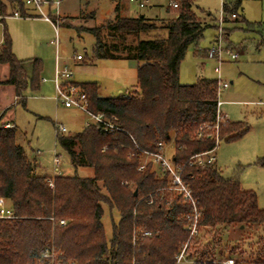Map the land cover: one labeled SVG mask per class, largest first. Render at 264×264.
Segmentation results:
<instances>
[{
	"label": "trees",
	"instance_id": "16d2710c",
	"mask_svg": "<svg viewBox=\"0 0 264 264\" xmlns=\"http://www.w3.org/2000/svg\"><path fill=\"white\" fill-rule=\"evenodd\" d=\"M6 1L23 5L21 0ZM195 1L178 0V7H172L174 17L159 26L143 14L123 16L116 7L105 24L78 28L95 37L92 61L138 63L134 91L128 94L101 96L95 81L77 83L87 95L88 108L114 116L119 127L108 132L89 124L72 134L56 135L73 168H90L91 175L38 174L36 159L29 158L16 140V126L0 128V199L15 216L0 218V264H49L41 254L50 247L57 251L54 264H175L185 244L194 264H222V236L227 229L237 233L240 242L264 233V208L253 190L242 188L237 174L225 176L215 164L189 163L192 155L212 149L216 137L219 142L234 141L249 129L245 122L229 119L216 127L217 79L179 81L188 46L209 27L196 13ZM241 3L221 1L225 22L231 14H236L232 22L243 21L237 14ZM5 11L6 5H1L0 12ZM158 27L166 31L164 36H147ZM30 62L29 74L25 60L14 55L4 26L0 64L8 66V76L0 84L12 85L22 105L26 90H39L42 81L41 59ZM160 142L173 143L172 159L181 167L199 210L201 233L194 239H189L186 217L192 206L165 188L167 177L159 176L151 163L138 169L140 150L160 151ZM103 205L119 217L112 222L109 239L102 222ZM134 228L151 235L133 234ZM259 238L258 252L236 260L237 264H264V237ZM235 252L230 248L229 256Z\"/></svg>",
	"mask_w": 264,
	"mask_h": 264
},
{
	"label": "rangeland",
	"instance_id": "374dc122",
	"mask_svg": "<svg viewBox=\"0 0 264 264\" xmlns=\"http://www.w3.org/2000/svg\"><path fill=\"white\" fill-rule=\"evenodd\" d=\"M178 1V0H175ZM170 0H149L143 8L129 4L131 14H145L155 17L159 26L174 17V9L168 6ZM6 5L5 13L0 12V42L3 28L9 34L12 51L16 58L25 60V68L30 74L31 62L40 58L43 64L39 90H26L25 104L15 100L12 86L0 84V110L7 111V116L17 125V142L20 143L29 158L37 161L36 171L40 175L53 176L55 170L59 174L83 175L90 173V168H73L69 155L56 140L55 128L63 126V134H72L84 127L86 115L73 108L64 107L54 98L53 73L55 65L59 69L66 68L72 72L71 80L76 82L95 81L99 85V95L119 96L130 93L136 84V66L134 60L98 59L92 63L95 37L89 32L79 31L105 24L113 16L111 0H59V25L57 31L50 21L41 17L42 13L34 9L32 16L14 17L17 9L20 14L27 5L12 6L6 0H0V6ZM2 8V7H1ZM44 14L54 22L55 5L43 3ZM28 10V9H27ZM29 11V10H28ZM195 11L206 24L202 36L197 42L191 43L179 67V81L183 84L194 83L198 77L225 80L228 88L219 93L223 101L220 111L226 113L232 121H243L248 131L234 141H220L215 149L216 165L225 176L237 174L243 189L253 190L260 208H264V0H242L238 10L239 21L225 22L222 15L221 0H196ZM209 12L211 15L206 14ZM95 14L94 18L91 14ZM3 14L5 17H3ZM11 14V15H10ZM237 15V16H238ZM228 20L234 18L228 17ZM247 23H254L246 25ZM259 26H258V25ZM256 32L252 31L257 28ZM232 28V29H231ZM247 29V31H246ZM165 30L158 27L148 32L147 36H164ZM221 33V44L225 50L238 52L237 60L229 59L224 50L223 61L206 55V50L214 37ZM146 36V35H142ZM231 50V51H232ZM200 51V52H199ZM76 55L83 57L77 60ZM7 74V66L0 65V80ZM6 106V107H3ZM11 114V115H10ZM10 115V116H9ZM169 149L173 143L168 144ZM58 156L59 165L55 169L54 155ZM170 156V154H169ZM92 173V170H91ZM102 222L105 236L111 237L112 222L118 220V213L103 205ZM228 232V233H227ZM222 236L221 259L229 257V249H235L232 256L240 261L249 259L258 252L257 237L236 240L238 234L227 229ZM208 237H206L207 239ZM239 246V248H235ZM237 253V254H236ZM176 264H193L185 258Z\"/></svg>",
	"mask_w": 264,
	"mask_h": 264
},
{
	"label": "built area",
	"instance_id": "2783aa9c",
	"mask_svg": "<svg viewBox=\"0 0 264 264\" xmlns=\"http://www.w3.org/2000/svg\"><path fill=\"white\" fill-rule=\"evenodd\" d=\"M24 5L27 6H34L38 9L42 6L43 3H47L49 5L53 4L55 5V15L56 19H54V22L51 20V17L49 15L44 14L43 11L40 10L42 13L41 17L44 18L47 21H50L55 30L57 31V26L59 25V12H58V5L59 0H21ZM223 1V0H221ZM129 2L135 3L138 7H144L148 0H129ZM170 6L173 8L178 7L177 1L173 0L170 1ZM12 16L14 17H21L22 14L19 13V11L14 10L12 13ZM236 14H231L230 17L234 18ZM2 16H0L1 18ZM5 17V15H3ZM223 14L220 15V26L222 23ZM221 33L216 36V39L212 45L207 48L206 53L208 56L215 57L217 59L218 64L222 61L221 53L225 50L221 44ZM226 53L229 55V58L234 60L238 57L237 51H231V50H225ZM75 58L77 60L82 59L80 55H76ZM219 67H215V71H218ZM72 72L66 68L59 69L58 67L54 70V76H53V84H54V90L55 95L54 98L59 101L64 107L66 108H73L81 111L86 115V122L85 125L89 124H97L100 126V128L103 131H114L118 130L119 127L114 122L115 117L114 116H105L103 113H95L92 112L88 108V98L86 93L81 89V87L71 80ZM44 80V78H42ZM229 86V83L224 80H218L217 81V101H216V127L218 126V123H224L228 118L225 114H223L220 111V106L222 104V101L219 98V91L222 89H225ZM14 123L7 119L4 114V110H0V128H13ZM56 135L64 133L66 129L61 126L57 125L55 128ZM218 138L216 137V143L215 146L212 149L196 153L190 157V164H197L199 166H205L207 164H215V149L218 144ZM168 144H164L162 142L158 143V146L160 147V151H149V150H140V156H141V163L138 166L139 170H142L147 163H151L152 169L159 175V176H166L167 177V186L166 189L178 193L182 196L183 200L187 203H189L192 208L189 211V213L186 215L188 219V230H189V239L196 238L200 235L201 231L197 224L198 218H199V210L195 206V200L192 196L191 190L188 187V185L185 183V181L182 178L181 175V167L179 164L174 163L172 159V155H168L165 152V148ZM54 165L55 169L59 165L58 156L54 155ZM57 173L59 170H55ZM15 216L12 213V210L9 208V206L5 203L3 199H0V218L5 219H11ZM60 224H64L65 221L63 219L59 220ZM136 232L141 233L142 236L148 237L151 235V232L146 229L141 228H134L133 234ZM134 242V241H133ZM186 245L185 244L180 252L176 255V263L177 261L185 258L186 260H189L194 264V260L190 257H188L186 252ZM57 251L53 248H46L42 254L41 259H46L49 261V264L55 263ZM222 264H237V261L235 258L229 256L222 258L221 260ZM175 263V264H176Z\"/></svg>",
	"mask_w": 264,
	"mask_h": 264
},
{
	"label": "crops",
	"instance_id": "0c3cea01",
	"mask_svg": "<svg viewBox=\"0 0 264 264\" xmlns=\"http://www.w3.org/2000/svg\"><path fill=\"white\" fill-rule=\"evenodd\" d=\"M112 1V10H113V16H114V13H115V8L117 7V9H118V12L121 14V15H123V16H129V17H137L138 15H140L141 14V12H139V13H137V14H131L129 11V4H133V5H135L137 8H140V7H138L135 3H133V2H129V0H111ZM170 1H173V0H170ZM148 3H149V0H148ZM147 3V4H148ZM170 3V2H169ZM168 3V5H167V7H166V12H168V6H170V4ZM146 4V5H147ZM242 4V3H241ZM145 5V6H146ZM23 7H24V5H22ZM144 6V7H145ZM171 7V6H170ZM141 8H143V7H141ZM172 8V7H171ZM26 10L24 11V12H21L22 13V15H23V13L25 14V16H32V11H34V9H36V10H41V11H43L42 9H41V7H40V9H38V8H36V7H34V6H30V7H26L25 8ZM29 11H28V10ZM206 14H209V15H211L209 12H207ZM11 15V14H10ZM143 15H145V14H143ZM94 16H95V14L93 13V18H94ZM112 16V17H113ZM146 17H148V18H155V17H149V16H146ZM200 17V16H199ZM111 19V18H110ZM202 20V19H201ZM203 21V20H202ZM232 23V20H230V21H228L226 24H228V23ZM233 23H236V22H233ZM259 26V25H258ZM210 27V26H209ZM232 29V28H231ZM257 29H258V27L257 28H255L254 30H252V31H247V29H246V31L247 32H256L257 31ZM215 39H216V37H214V41H215ZM2 41V40H1ZM231 50H232V48H231ZM238 58V57H237ZM237 58L236 59H234V60H237ZM82 59H83V57H82ZM82 59H80V60H82ZM230 59V58H229ZM112 60H124V59H112ZM232 60V59H231ZM135 61V60H134ZM222 61H223V59H222ZM221 61V62H222ZM92 63H94L95 61H91ZM220 62V63H221ZM218 63V62H217ZM0 65H6V64H0ZM7 66V65H6ZM56 67H58V65L56 64L55 65V68ZM216 67H219V64H218V66H216ZM219 71V70H218ZM7 76H8V66H7V74H5L4 76H3V78L0 80V81H2V80H4V79H6L7 78ZM53 76H54V73H53ZM221 80V79H220ZM43 81V80H42ZM218 81V80H217ZM225 81V80H224ZM74 82H76V81H74ZM84 82H88V81H84ZM76 83H78V84H80V83H82V82H76ZM6 85H10V84H6ZM54 85V84H53ZM10 86H12V85H10ZM99 86V85H98ZM228 88V87H227ZM12 89H13V94H14V87L12 86ZM226 89V88H225ZM221 92V90L219 91V93ZM98 93H99V89H98ZM14 96V95H13ZM15 97V96H14ZM220 98V97H219ZM15 99V98H14ZM16 100V99H15ZM221 100V99H220ZM222 101V100H221ZM223 102V101H222ZM222 105V104H221ZM3 107H6V106H3ZM5 114V117L7 118V119H9V120H11L12 122H13V120L11 119V114L9 115L10 117H8L7 116V111L4 113ZM223 114H225L226 115V113H224L223 112ZM227 116V115H226ZM227 118H228V116H227ZM229 119V118H228ZM230 121H232L231 119H229ZM236 121H239V120H235V122ZM85 122H86V120H85ZM14 123V122H13ZM14 125L16 126V128H17V125L14 123ZM84 126H85V123H84ZM169 145H167V147L165 148V152L169 155H172L173 154V148L172 149H169V147H168ZM53 164H54V160H53ZM55 166V165H54ZM215 166L216 167H218L217 165H216V159H215ZM56 172V171H55ZM90 173H85V174H83V175H91V170L89 171ZM53 175H59V173H54ZM60 175H65V174H60ZM242 186V185H241Z\"/></svg>",
	"mask_w": 264,
	"mask_h": 264
},
{
	"label": "water",
	"instance_id": "95a60500",
	"mask_svg": "<svg viewBox=\"0 0 264 264\" xmlns=\"http://www.w3.org/2000/svg\"><path fill=\"white\" fill-rule=\"evenodd\" d=\"M134 194H136V191L134 192Z\"/></svg>",
	"mask_w": 264,
	"mask_h": 264
}]
</instances>
